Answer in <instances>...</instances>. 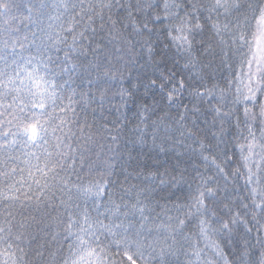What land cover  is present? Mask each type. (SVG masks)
Segmentation results:
<instances>
[{
    "label": "snow or ice",
    "instance_id": "6c2138e0",
    "mask_svg": "<svg viewBox=\"0 0 264 264\" xmlns=\"http://www.w3.org/2000/svg\"><path fill=\"white\" fill-rule=\"evenodd\" d=\"M0 264H264V0H0Z\"/></svg>",
    "mask_w": 264,
    "mask_h": 264
},
{
    "label": "trees",
    "instance_id": "16d2710c",
    "mask_svg": "<svg viewBox=\"0 0 264 264\" xmlns=\"http://www.w3.org/2000/svg\"><path fill=\"white\" fill-rule=\"evenodd\" d=\"M129 79L130 80H134L135 79V73L133 74V77L128 78L125 80V87L129 86ZM138 96L143 95V90L141 89V91L139 93H137ZM150 144L148 146H140V145H136L135 147L130 145V150H131V160L130 162L133 164H136L137 162H139L141 168H149V169H155L157 167H160V170L163 171V168L161 167L160 164H157L156 162V153L155 151H149L150 149ZM169 156L171 155V153L168 154ZM160 161L162 162H166L169 164V166L171 165V163H173L174 161H170L167 160L165 154L161 153L160 157H159Z\"/></svg>",
    "mask_w": 264,
    "mask_h": 264
}]
</instances>
